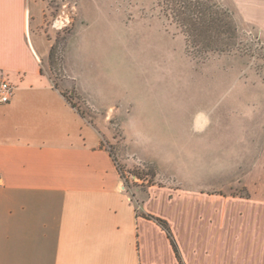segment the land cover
I'll list each match as a JSON object with an SVG mask.
<instances>
[{"label": "crops", "instance_id": "0c3cea01", "mask_svg": "<svg viewBox=\"0 0 264 264\" xmlns=\"http://www.w3.org/2000/svg\"><path fill=\"white\" fill-rule=\"evenodd\" d=\"M35 0H0V264H264V152L249 196L150 190L141 212L103 137L46 73ZM264 42V0H228ZM169 224L166 231L143 214Z\"/></svg>", "mask_w": 264, "mask_h": 264}, {"label": "rangeland", "instance_id": "374dc122", "mask_svg": "<svg viewBox=\"0 0 264 264\" xmlns=\"http://www.w3.org/2000/svg\"><path fill=\"white\" fill-rule=\"evenodd\" d=\"M220 1L237 13L225 53L189 43L164 0L33 2L46 73L103 137L139 213L151 189L250 195L264 152V42Z\"/></svg>", "mask_w": 264, "mask_h": 264}, {"label": "trees", "instance_id": "16d2710c", "mask_svg": "<svg viewBox=\"0 0 264 264\" xmlns=\"http://www.w3.org/2000/svg\"><path fill=\"white\" fill-rule=\"evenodd\" d=\"M164 2L168 4L167 8L171 11V16L182 28L189 43L197 44L199 41H206L209 45L204 49L214 53L228 52L235 45L238 38V27L235 20L237 13L220 0H164ZM63 94L76 108L67 93L64 91ZM114 161L116 163L115 159ZM117 168L124 179L123 172L118 165ZM143 215L154 220L166 231L181 262L178 246L167 221L149 214L144 213Z\"/></svg>", "mask_w": 264, "mask_h": 264}, {"label": "built area", "instance_id": "2783aa9c", "mask_svg": "<svg viewBox=\"0 0 264 264\" xmlns=\"http://www.w3.org/2000/svg\"><path fill=\"white\" fill-rule=\"evenodd\" d=\"M14 92L15 87L8 80L0 79V105L9 103Z\"/></svg>", "mask_w": 264, "mask_h": 264}]
</instances>
